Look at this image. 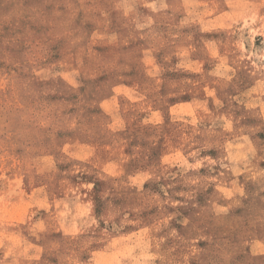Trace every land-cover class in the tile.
Masks as SVG:
<instances>
[{"label":"rangeland","instance_id":"rangeland-1","mask_svg":"<svg viewBox=\"0 0 264 264\" xmlns=\"http://www.w3.org/2000/svg\"><path fill=\"white\" fill-rule=\"evenodd\" d=\"M0 264H264V0H0Z\"/></svg>","mask_w":264,"mask_h":264}]
</instances>
